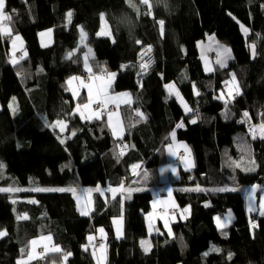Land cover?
I'll list each match as a JSON object with an SVG mask.
<instances>
[{
  "label": "trees",
  "instance_id": "1",
  "mask_svg": "<svg viewBox=\"0 0 264 264\" xmlns=\"http://www.w3.org/2000/svg\"><path fill=\"white\" fill-rule=\"evenodd\" d=\"M150 2L151 14L139 0H131L135 7L129 0H5L13 35L21 37L27 55L13 65L11 40L0 39V164L4 165L0 187L90 189L99 185L105 190L123 182L126 188L142 190L124 197L119 240L114 238L113 219L120 215V199L108 205L95 195L93 212L83 217L70 192H0V231L7 233L0 237V264H17L26 257L21 249L27 252L29 241L42 236H51L53 245L71 253L66 264H96L93 248L84 249L90 234L96 235L99 228L106 234L107 264H264V215L249 220L242 194L213 191L264 181V139H254L247 129L264 124V0ZM101 14L112 38L97 35ZM241 25L248 34H243ZM47 29L52 30L53 43L43 48L38 34ZM81 29L87 37L84 46H79ZM205 34L230 47L233 61L226 69L205 73L197 51ZM250 45L256 49L253 62ZM148 46L151 52L144 61L150 57L151 63L142 72L141 53ZM86 47L94 53L93 72L116 73L114 92L132 93V104L120 108L127 142L123 149L118 147L121 140L112 137L105 116L82 120L74 111L76 101L67 81L86 76L82 63ZM69 52L74 55L66 59ZM233 74L240 94L225 107L219 90H225ZM166 84L175 85L191 115H184ZM13 97L15 112L9 107ZM136 110L146 118L140 120ZM57 120L67 125L63 144L57 130L46 126ZM178 123L183 127L176 128ZM173 130L177 140L189 147L195 164L174 187L178 206L188 207L189 214L172 225L171 236L152 235L146 253L140 241L147 238L144 215L152 201L147 189L157 179V168L146 165L154 156L163 162ZM133 165H139L137 175ZM249 168L254 170H245ZM190 176V185L203 191L180 190ZM16 198L17 204L12 203ZM229 210L234 216L232 226L218 230L214 217ZM25 214L27 220L17 219ZM97 239L96 246L104 242ZM30 264L65 262L60 253H48Z\"/></svg>",
  "mask_w": 264,
  "mask_h": 264
},
{
  "label": "snow or ice",
  "instance_id": "2",
  "mask_svg": "<svg viewBox=\"0 0 264 264\" xmlns=\"http://www.w3.org/2000/svg\"><path fill=\"white\" fill-rule=\"evenodd\" d=\"M139 2L143 5H146L148 10H149V14H151V9H152V4L150 2V0H139ZM129 4L132 7H135L134 4L131 3V0H129ZM5 0H0V39L2 38H9L11 40L12 43V48L13 51L11 53V58H10V63H12L13 65L18 64L20 62V60H23L25 58V56L27 55V53H23L20 57H16V51L20 50L23 48V41L21 40L19 35H13L12 32V28L9 25V22L12 20V16L9 15L8 13L5 12ZM71 17H72V13L69 12L67 13V21L68 23L71 22ZM101 22H102V27L101 30L97 33L98 36H111V32L108 30L107 27V23L104 21V16L103 14H101ZM158 23L160 24V28H161V34H163V24L164 22L158 21ZM241 29L242 31L247 34V29L244 28L243 25H241ZM48 35L50 37L51 35V30H49L48 33H41V36H45ZM86 33L83 31V29L80 30V43L84 44V41L86 40ZM210 40H214V37H209ZM19 42V44L17 43ZM137 44H140V41H136ZM42 46H46V45H42ZM250 48L252 49V54L253 56L255 55V46L254 45H250ZM92 50L89 48L88 49V55H86L84 57V68L85 71L88 72V77L86 79H82L81 77L78 76H74L71 77L67 83L69 85V89L72 91V95L74 98H77L79 96V89L83 88L87 90V101L85 103L82 104H77L76 109L74 110L75 113H78L81 117V119H87V120H91L93 118L95 119H101L102 116L107 115V126L109 127V129L112 132L113 137L115 138H122L123 133H124V125L123 122L120 118V106L121 103L123 104H127V105H131L132 104V99H131V95L127 92L125 93H121L118 95H112L110 94V88L112 85L113 80L115 79L116 73L114 72H108L106 69H101V73L100 74H96L93 72L92 68L89 65V56L91 55ZM151 52V47L148 46L147 48H145L142 53H141V63H140V69L142 72H146L150 63H151V59L149 57V60L144 61V56L149 55V53ZM74 55V52H69L66 55V59H71V57ZM218 59H217V63L220 65V67H225L226 66V61L227 59L231 58V53H230V49L227 48H222L221 51H219L217 53ZM127 67L126 65H121V68H125ZM211 68H208L206 66V71H211ZM76 81L78 82V85L76 88H72L73 82ZM226 83H230L232 85V90L234 91L235 95H239V86L236 82V77L233 74L232 75V80L230 82H226ZM195 89V86H193ZM166 90L169 92V95H175L177 100L181 103V105L184 107L185 113L191 112L192 109H190L187 104L183 101V98L180 96L179 91L176 89L174 84H166L165 85ZM196 95H199V92L195 93ZM221 99H224L225 101V107H227L228 102L230 101V99H234V95H232V91L229 92V95L227 98L224 97L223 93L221 94V97H219ZM13 99V103L9 104V107L12 109L13 112H15V107H14V101H15V97L12 98ZM93 105H96L97 107L93 108ZM109 105H114V110H110L109 109ZM135 115L138 116L140 118V120H144L146 117L144 116L143 113H141L139 110L135 111ZM244 116L247 120L248 118V113L245 112ZM191 123H196V119H192L190 121ZM48 127H52V128H59L61 132H64L67 125L65 123V121L63 120H57L54 123H52L51 125H47ZM183 127V123H178L176 125V128H181ZM253 138H256L257 133H259L260 138L264 139V124H260L259 126H254L253 128L250 129ZM73 135H75V133H73ZM171 138L173 143L168 145V152L169 155L177 157L179 159L182 160V162L185 164V169L187 170L190 166V160L188 159V157L190 156V150L187 148L186 145H177L176 144V133L175 130H173L171 132ZM62 144L64 143V140L60 141ZM118 147H120L118 145ZM180 148L184 149L185 152V156H177V153L179 151ZM120 155H123V150L121 151ZM235 163V162H233ZM252 164H254V161H251ZM236 167H241L240 163H235ZM139 167V165H133V173L135 174V170ZM4 168L3 164H0V172H2ZM247 171H252L254 170V168H249V169H245ZM173 173L175 174V169H172ZM146 175V174H145ZM60 191V192H71L74 196V198L77 201V210L80 212V215L82 216H88L90 215L91 211L93 210V201H92V193L93 192H100L101 195L104 194L105 190H102L100 188L99 185H97V187L95 189H84L82 190V192L78 195L77 194V189L76 188H59V189H45V188H33V189H21V188H17V187H6V188H0V192H8V193H15V192H20V191ZM142 189H131V188H126L123 184V182L115 188H109L107 189V191L112 193V199H116L117 193H121L123 194L124 192H127L129 195L127 198H130L131 192L132 191H141ZM191 191H203L204 189H201L199 186H197L195 189H188ZM236 189H229V188H217V189H213V191H220V192H224V191H235ZM256 191V186H253V188L251 189V193H254ZM169 196V201L171 200V190H169L168 193ZM123 196L121 197V209H123ZM249 202H250V207H249V211H253L254 209L251 207V203L253 201V196L251 194H249L248 196ZM15 201H13L14 203ZM35 202V201H32ZM157 203L160 204H167L168 201H154L153 202V208H156ZM260 214L264 215V197H261L260 199ZM189 212V208H184L181 211V218H186L184 216V214ZM156 216V213H149L145 219L148 221V230L149 233L151 234V232L154 230L153 227V221L154 218ZM161 219L164 220V224H165V228H168V234L169 236L172 235L171 229L168 227V221L170 218L169 213L167 212V209H165L164 213L160 216ZM18 220H27L28 216L25 215H21V216H17ZM232 216L231 213H229L227 216L221 218V217H216V226L218 230L223 231V229L228 227L229 222L231 221ZM113 224L116 226V236L117 238H121L123 235L122 232V226H123V211H121V216L119 218H114L113 219ZM255 224H252V227H255ZM100 233V239L103 240L106 237V234L104 232L103 228H100L99 230ZM158 231V230H157ZM7 235V233L5 231H0V237H3ZM96 239V237L94 236H89L88 237V241H89V245L85 246V251L88 250V247H92L93 248V252L92 255L94 257V259H96V264H104V260L106 259V245L104 243H100L98 246H96L93 241ZM51 240L52 237L51 236H42L39 239H33L31 241H29V245L30 248L29 250H27V252H25V249H21V253L22 256L26 255L25 259H21L17 261V264H30V261L36 259V258H43L45 255H47L48 253H60L62 255V260L65 262L68 259V257L71 255V253H63L62 250L60 249L59 246L56 245H52L51 244ZM42 242H44L42 244ZM140 245L142 247V249L147 253L150 250V243L147 240H141L140 241ZM38 246H42L43 247V251L41 252H37L36 249ZM212 251H219V249H215L213 248ZM97 253H99V255H97ZM207 254V253H206ZM229 259H231V254H229Z\"/></svg>",
  "mask_w": 264,
  "mask_h": 264
},
{
  "label": "crops",
  "instance_id": "3",
  "mask_svg": "<svg viewBox=\"0 0 264 264\" xmlns=\"http://www.w3.org/2000/svg\"><path fill=\"white\" fill-rule=\"evenodd\" d=\"M80 32V31H79ZM39 37V42H40V35L38 36ZM103 37H108V36H103ZM109 38V37H108ZM22 40V39H21ZM23 41V40H22ZM46 44L44 45H52V37L48 36L46 39ZM86 41V40H85ZM85 41H84V44H79V46H84L85 45ZM19 44V42H17ZM41 43V42H40ZM50 45V46H51ZM42 46V45H41ZM49 47V46H47ZM46 47V48H47ZM24 49H25V45H24V42H23V48L20 49V50H17L16 53H24ZM86 50H87V47H86ZM13 51V48H12V43L10 44V50H9V55H11ZM201 60V63L203 65V68H204V71L206 74H213L215 72V70L213 72L211 71H206V67H205V64L203 62V60L200 58ZM87 77H83V79H86ZM115 79H116V76H115ZM115 79L113 80L112 82V85H111V88H110V92H114L113 90V84L115 82ZM76 82V81H75ZM69 87V86H68ZM80 91L82 92V96L87 98V90L86 89H83L81 88ZM171 97H173L174 99H176L174 96L170 95ZM177 100V99H176ZM133 101V100H132ZM127 104H121L120 108L126 106ZM180 105V104H179ZM129 106V105H127ZM97 107L96 105H93V108ZM181 107V106H180ZM109 109L110 110H114V106H109ZM182 109V108H181ZM183 111V110H182ZM120 112V110H119ZM192 112V111H191ZM190 112V113H191ZM187 114V116L191 115V114ZM78 114V113H77ZM79 115V114H78ZM105 118L107 117V115H104ZM120 118L122 120V114L120 112ZM94 119V118H93ZM91 119V120H93ZM84 120H87V119H84ZM107 121V119H106ZM123 122V121H122ZM253 126V125H252ZM111 135H112V132L110 131ZM113 137V135H112ZM114 138V137H113ZM120 139V138H118ZM176 140V144L177 145H186L184 142H180L177 140V138H175ZM173 141H172V138H171V135H170V142L168 144H166L165 146V149H164V153H163V162H159L160 158L158 157H152L151 160L148 162V164L146 165V168H150V166H155L157 168V179L156 181H154L153 185L147 189V191L150 192L151 196H152V201L150 203V211L144 215V222H145V226H146V230H147V233H148V221L145 219V217L149 214V213H153L155 212L156 213V216L154 218V221H153V227H154V230L152 231V233L150 235H155V234H162L163 232L166 233V235L169 236L168 234V228H165V224H164V220L160 218V216L163 214V213H159V210L160 209H167V212L169 213V216L170 217H173V218H170L169 221H168V227L171 229V232H172V225L174 223H177L178 221H182L180 216H179V213H180V207L178 206L177 202H176V199L174 197V187H175V184L177 181L180 180V172L183 170L184 172H191L194 170V160L192 158V154H191V151H190V156L188 157L189 160H192L190 161V166L189 168L186 170L185 169V164L182 162L181 159H178L177 157H174V156H171L169 155V152L167 150L168 148V145L172 144ZM187 148L189 149V147L187 146ZM190 150V149H189ZM182 153V156H185V152H184V149L183 148H180L178 153H177V156ZM172 169H175V174L173 173ZM190 179H191V176H190ZM186 183V181H185ZM185 186H193V185H190V184H187ZM97 187V186H96ZM96 187L94 188H90V189H95ZM194 188H196L197 186H193ZM101 188V187H100ZM77 189V194L79 195L82 190L86 189V188H82V187H78L76 188ZM102 190H104L103 188H101ZM169 190H171V200L169 201V196H168V193H169ZM181 191H186V192H189L186 188H181L180 189ZM106 192H104L103 195L100 194V192H93L92 193V201H93V197L95 195H101L102 196V199L103 201H106L107 204L109 205L110 203H112L113 201H115L116 199H120V202H121V197L120 196H116V199H112V193L107 191V189H105ZM68 192V191H66ZM193 192H197V191H192V192H189V193H193ZM71 193V192H70ZM108 193V194H107ZM127 192L123 193V197L125 196L126 199L128 197L129 194L126 195ZM73 195V194H72ZM74 197V196H73ZM75 202H76V208L78 207L77 206V201L76 199L74 198ZM125 198H123V201L122 203L124 202ZM154 201H168V203L165 205V204H160V203H157L156 205V208L154 209L153 208V202ZM93 207V206H92ZM175 209H178L179 210V213L178 214H172L170 213L169 211L171 210H175ZM121 211H123V209L120 210V215L117 217L119 218L121 216ZM79 212V211H78ZM93 212V210L91 211V213ZM124 212V211H123ZM90 213V214H91ZM80 214V212H79ZM189 214V212H188ZM82 216V215H81ZM89 216V215H88ZM188 216V215H187ZM83 217H87V216H83ZM234 222V216L233 218L231 219V221L229 222L228 224V227L227 228H230L231 225L233 224ZM214 224L216 226V220H214ZM217 227V226H216ZM123 228V226H122ZM225 228V229H227ZM115 229H116V226L113 224V234L115 235ZM158 230V231H157ZM95 233L96 235H94V237H100L99 235V232L98 230H95ZM151 237V236H150ZM149 237V238H150ZM147 238H148V235H147ZM146 238V239H147ZM117 240H119L118 238H116ZM145 240V239H143ZM95 241V240H94ZM93 241V242H94ZM103 241V240H102ZM44 242H42L43 244ZM51 244L53 245L52 241H51ZM141 246V245H140ZM106 249H107V246H106ZM151 249V248H150ZM37 252H41L43 251V247L42 246H38L37 249H36ZM150 251V250H149ZM145 252V251H144ZM148 253V252H147ZM99 255V254H97ZM26 258V257H25ZM25 258H22V259H25ZM38 259L40 258H36L32 261H30V263L32 262H35V261H38ZM96 261V259H95ZM107 261H108V258H107V251H106V259L104 260V264H107Z\"/></svg>",
  "mask_w": 264,
  "mask_h": 264
},
{
  "label": "rangeland",
  "instance_id": "4",
  "mask_svg": "<svg viewBox=\"0 0 264 264\" xmlns=\"http://www.w3.org/2000/svg\"><path fill=\"white\" fill-rule=\"evenodd\" d=\"M104 21L106 22V20L104 19ZM107 23V22H106ZM101 27H102V22H101ZM107 27H108V30H109V26H108V23H107ZM12 28V27H11ZM245 28V27H244ZM49 30H51V29H47V30H44V31H41V32H39V34H38V36L40 35V45H44V44H46V41H45V39L48 37V35H45V36H41V33H48L49 32ZM242 30V29H241ZM110 31V30H109ZM243 32V31H242ZM243 34H245L244 32H243ZM247 34H248V30H247ZM51 37H52V42H53V34H52V30H51V35H50ZM109 37V36H108ZM209 37H214V40H210L209 39ZM21 38V37H20ZM109 38H111V36L109 37ZM10 44H11V42H10ZM50 45H51V43H50ZM50 45H46V46H41V47H43V48H46L47 46H50ZM222 48H227V49H230V47L226 44V43H224V42H220L219 40H217L216 39V37L214 36V35H209L208 36V38L207 39H203V40H200L198 43H197V50H198V54H199V57L203 60V62H204V64H205V67L207 66L208 68H211L212 70H211V72H213L214 70H216V71H219V70H224V69H226L228 66H229V64L233 61V54H232V51H231V49H230V53H231V58L230 59H227V61H226V66L225 67H220V65L216 62L217 61V59H218V56H217V59L215 60V61H211L210 60V58H209V54L210 53H215L216 55H217V53L219 52V51H221V49ZM88 49L89 48H87V50L85 51V53L83 54V56H82V63H83V67H84V57L86 56V55H88ZM91 49V48H90ZM92 50V49H91ZM94 57V53H93V50H92V52H91V55L89 56V65H90V60L92 59ZM90 67H91V65H90ZM84 71H85V68H84ZM85 73H86V77H88V72L87 71H85ZM78 77H81V76H78ZM85 77V76H84ZM82 79H83V77H81ZM70 79V78H69ZM68 79V80H69ZM232 79H230V80H228V82H230ZM67 85H68V83H67ZM77 85H78V82H73V85H72V88H76L77 87ZM69 86V85H68ZM81 89V88H80ZM80 89H79V96L77 97V98H74L73 97V95H72V91L69 89V87H68V90H69V93L71 94V96H72V98L76 101V106H77V104L79 103V104H82V103H85L86 101H87V98H82V92L80 91ZM177 89V88H176ZM230 91H232V95H235V93H234V91L232 90V85L230 84V83H226V87H225V90L224 91H222V90H219V93H220V96L219 97H221V94L223 93V95H224V97L225 98H227L228 97V95H229V92ZM125 92H127V93H129L130 95H131V99L133 100V96H132V93L131 92H129V91H116V92H110V94H112V95H118V94H121V93H125ZM168 92V91H167ZM239 92H240V90H239ZM168 94H169V92H168ZM172 96H174L175 98H176V96L175 95H172ZM181 96V95H180ZM182 97V96H181ZM183 98V97H182ZM177 99V98H176ZM220 100H222V101H224V99H221V98H219ZM13 101V100H12ZM12 101H11V103H12ZM183 101L187 104V102L185 101V99L183 98ZM177 102L180 104V106H181V108H182V110H183V113H184V115L186 116L187 114H189L190 112H188V113H185V110H184V107L181 105V103L177 100ZM121 104H123V103H121ZM76 106H75V109H76ZM109 106H114V105H109ZM187 106L190 108V106L187 104ZM191 109V108H190ZM12 110V109H11ZM120 110V109H119ZM80 116V115H79ZM106 119H107V117H106ZM84 120V119H83ZM123 125H124V120H123ZM260 125V124H259ZM259 125H253V126H248V130L250 131V129L251 128H253L254 126H259ZM124 128H125V125H124ZM52 130L53 129H55V130H57V132H58V134H59V139H61V140H65V136H63L64 135V133L66 132V130L64 131V132H61L60 131V129L57 127V128H51ZM110 130V129H109ZM111 131V130H110ZM126 131L124 130V133H123V136H122V138H120V139H118V138H115L114 137V139L115 140H121L120 141V144H119V146L123 149V148H125L126 146H127V142L126 141H124V137L126 136V133H125ZM251 132V131H250ZM257 138H259V139H261L260 138V135H259V133H257ZM178 156H182V153H180ZM179 159V158H178ZM190 161H192V160H190ZM145 170V168H143L142 170H140V172H142V171H144ZM137 173H138V171H137V169L135 170V174L134 175H137ZM190 182H191V179L189 178V179H187L186 180V183L187 184H190ZM194 186H199V185H194ZM253 186H256V191L254 192V193H251V189L253 188ZM200 187V186H199ZM0 188H2V187H0ZM111 188H115V187H111ZM184 188H186L187 190L188 189H195L193 186H185ZM201 188V187H200ZM202 189V188H201ZM229 189H236L235 191H224V192H226V193H234V192H237V193H240V194H242V196L244 197V201H245V211H246V214H247V217H248V219L250 220L251 219V217L252 216H261V214H260V211H261V208H260V199H261V197H264V181L263 182H261V183H258V184H254V185H251V186H248V187H236V188H229ZM189 192H192L191 190H188ZM39 192H42V191H39ZM125 193V192H124ZM249 194H251L252 196H253V201H252V203H251V207L254 209L253 211H249V207H250V202H249V199H248V196H249ZM117 196H120V197H122L123 196V194H121V193H117ZM125 197V196H124ZM13 201H15L14 202V204L16 203L17 204V198L16 199H12L11 200V202L13 203ZM184 208H188V207H184ZM183 207L182 208H180V213H179V216H180V218H181V211L184 209ZM229 213H231V216H232V218H233V212L231 211V210H229L226 214H224L223 215V217H225V216H227ZM188 213H186V214H184V216L187 218L188 216ZM186 218H181V220L182 221H184V220H186ZM215 225V224H214ZM232 226V225H231ZM216 227V226H215ZM217 228V227H216ZM100 229V228H99ZM98 229V230H99ZM99 232V231H98ZM122 232H123V228H122ZM152 233V232H151ZM94 234L93 233H91L90 234V236H93ZM99 235H100V233H99ZM147 235H148V238L147 239H145V240H147V241H149V243H150V245H151V242H150V239H149V237L150 236H152V235H150V233H149V230H148V233H147ZM122 237H123V235H122ZM121 237V238H122ZM114 238L116 239L117 238V236H116V229H115V235H114ZM120 239V238H119ZM117 240V239H116ZM103 243L106 245V237L103 239ZM151 248V247H150ZM149 252V251H148ZM97 254H99V253H97Z\"/></svg>",
  "mask_w": 264,
  "mask_h": 264
},
{
  "label": "water",
  "instance_id": "5",
  "mask_svg": "<svg viewBox=\"0 0 264 264\" xmlns=\"http://www.w3.org/2000/svg\"><path fill=\"white\" fill-rule=\"evenodd\" d=\"M208 36H209V34H205L203 38H204V39H207ZM249 52H250V57H251V60H250V61L253 62V60H254L255 57H256V49H255V55H254V56H253V54H252V49H251V48L249 49ZM215 55H216V54H215ZM210 56H211V55H210ZM210 56H209V58H210ZM9 58H11V56H9ZM216 59H217V55H216ZM216 59L211 60V58H210L211 61H215ZM215 71H216V70H215ZM236 96H237V95H236ZM248 126H252V125H248ZM248 126H247V129H249Z\"/></svg>",
  "mask_w": 264,
  "mask_h": 264
},
{
  "label": "bare ground",
  "instance_id": "6",
  "mask_svg": "<svg viewBox=\"0 0 264 264\" xmlns=\"http://www.w3.org/2000/svg\"><path fill=\"white\" fill-rule=\"evenodd\" d=\"M100 30H101V28H100ZM109 30H110V28H109ZM110 32H111V30H110ZM111 38H112V34H111ZM197 51H198V50H197ZM212 54H215V53H210L209 55H212ZM261 113H262V111H261ZM183 172H184L183 170L180 172V175H181V176H180V180H181V178H182V174H183ZM180 180H179V181H180ZM177 182H178V181H177ZM164 211H165V209L162 208V209L159 210V213H164ZM169 212L173 214V213H174V210H171V211H169ZM223 215H224V214H222V215H220V216H216V217H221V218H223ZM216 217H214L213 221L215 220Z\"/></svg>",
  "mask_w": 264,
  "mask_h": 264
},
{
  "label": "built area",
  "instance_id": "7",
  "mask_svg": "<svg viewBox=\"0 0 264 264\" xmlns=\"http://www.w3.org/2000/svg\"><path fill=\"white\" fill-rule=\"evenodd\" d=\"M21 56V53H16V57L18 58V57H20ZM210 58H211V60H214V59H216V55L215 54H212L211 56H210ZM125 186V185H124ZM126 187V186H125ZM178 213V209H175L174 210V214H177ZM97 241L98 242H100L101 241V239H97Z\"/></svg>",
  "mask_w": 264,
  "mask_h": 264
}]
</instances>
